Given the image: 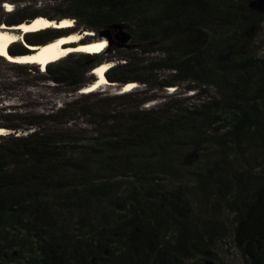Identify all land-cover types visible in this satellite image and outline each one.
Segmentation results:
<instances>
[{
	"label": "trees",
	"instance_id": "trees-1",
	"mask_svg": "<svg viewBox=\"0 0 264 264\" xmlns=\"http://www.w3.org/2000/svg\"><path fill=\"white\" fill-rule=\"evenodd\" d=\"M51 1L31 12L0 0V26L72 19L24 35L26 45L75 25L113 44L44 73L0 64L76 92L117 60L106 79L144 89L0 112V128L13 131L0 134V264H225L216 249L230 244L242 264H264V46L252 47L264 0ZM18 82L0 78V92ZM167 88L193 93L142 107L156 99L149 90Z\"/></svg>",
	"mask_w": 264,
	"mask_h": 264
},
{
	"label": "rangeland",
	"instance_id": "rangeland-1",
	"mask_svg": "<svg viewBox=\"0 0 264 264\" xmlns=\"http://www.w3.org/2000/svg\"><path fill=\"white\" fill-rule=\"evenodd\" d=\"M5 3H9L12 7L5 8V5L2 4L1 7L6 10L16 9L21 10L22 7H27L28 11L35 12H45L51 10L50 5L53 3L51 0H3ZM42 8V9H41ZM41 9V10H37ZM55 9H60L55 8ZM75 25V23H74ZM3 26H0L2 28ZM5 27V26H4ZM71 27V26H70ZM80 27L75 25V31L78 33ZM254 33V32H253ZM88 35V36H87ZM87 35H84L83 43L86 40H90L91 38H96L100 36H96L90 32H87ZM24 36L19 43L24 47L25 40ZM96 40V39H95ZM254 43L252 47L254 49L253 53L256 55L261 54V47L264 46V23L261 24L256 32V36L254 39ZM117 41V40H116ZM89 42V41H88ZM119 42V41H117ZM125 45H129V42H126ZM106 55L111 56L113 52L108 50L101 54V56L105 57ZM119 61L112 60L111 66L117 64ZM110 66V67H111ZM0 78L5 79H16L19 84L15 86L14 89L0 92V112L8 113V112H47L49 110L56 109L62 106L64 103L69 101L71 98L83 93L84 90H77L76 92H72V87L66 85H56L52 81H37L32 76L27 77L26 75L19 74L15 71L9 70L6 66L0 64ZM144 87L136 83V87L133 89L142 91ZM117 88L108 85H101L96 92L103 95H113L117 93H122L120 91H116ZM175 93H184V95H191L193 92L185 93L182 88L179 90H175L171 88L167 89H152L147 92L148 95H155L156 99L152 101H148L142 105V107H151L154 105H159L163 102L170 101L174 96H170V94ZM183 95V96H184ZM13 133V131H7L4 134ZM14 230H12L13 232ZM16 230L13 232L15 235ZM20 234H24V231H20ZM15 255V253H14ZM16 256V255H15ZM216 257L220 262L225 264H242V256L239 251L232 245H228L226 247H219L216 249ZM20 262V259H19ZM199 264V263H197Z\"/></svg>",
	"mask_w": 264,
	"mask_h": 264
},
{
	"label": "bare ground",
	"instance_id": "bare-ground-1",
	"mask_svg": "<svg viewBox=\"0 0 264 264\" xmlns=\"http://www.w3.org/2000/svg\"><path fill=\"white\" fill-rule=\"evenodd\" d=\"M8 8L12 6L9 3ZM72 19H62L59 22L49 19L44 16H38L31 22L20 23L11 27L0 28V57L11 63L17 64H34L44 65L54 62H58L71 53H85V54H97L102 53L107 48V41L105 39H98L95 41H89L86 43H80L84 35L87 32H71L70 34L60 36L55 40L42 44V45H24L26 49L32 51L29 55L24 56H11L8 53L10 46L16 42H20L22 37L31 32H37L48 27L65 28L72 27ZM88 36V35H87ZM72 43H78L76 46H72ZM111 62H104L94 68L91 73L95 76V80L88 87H84L83 93L93 92L97 90L101 85L105 84L111 86L105 77L106 71L110 68ZM136 87V83H128L123 87L120 92H128ZM174 88H171V90ZM8 130L0 128V134L6 133Z\"/></svg>",
	"mask_w": 264,
	"mask_h": 264
},
{
	"label": "water",
	"instance_id": "water-1",
	"mask_svg": "<svg viewBox=\"0 0 264 264\" xmlns=\"http://www.w3.org/2000/svg\"><path fill=\"white\" fill-rule=\"evenodd\" d=\"M83 32H84V31H83ZM99 36H100V39H105V40L107 41V44H108V45L111 44V37H110V33H109V32H101V33L99 34ZM126 40H127V38L123 35L122 38H121V43H120V45L122 44V42H125ZM80 43H81V42H80ZM77 44H78V43H72L71 45H72V46H76ZM28 45H37V44H28ZM8 53H9V55L16 57V56L29 55V54L32 53V51H29L28 49H26L25 52L13 54V53L9 52V50H8ZM96 67H97V66H96ZM108 82H109V81H108ZM109 83H110V85L113 86V87L117 86L116 83H111V82H109ZM126 84H128V83H126ZM126 84H123L122 86H120L119 88H117L116 91H122V90H123V87H124ZM89 85H90V84H89ZM89 85H88V86H89ZM88 86H86V87H88ZM83 89H85V88H83ZM83 89H82V90H83Z\"/></svg>",
	"mask_w": 264,
	"mask_h": 264
},
{
	"label": "flooded vegetation",
	"instance_id": "flooded-vegetation-1",
	"mask_svg": "<svg viewBox=\"0 0 264 264\" xmlns=\"http://www.w3.org/2000/svg\"><path fill=\"white\" fill-rule=\"evenodd\" d=\"M110 37H111V34H110ZM95 39L96 40H98L99 39V37H96V38H91L90 40H86V41H84L83 43H86V42H88V41H95ZM113 44V40H112V37H111V44L110 45H112ZM109 50V49H108ZM20 52V50H19V48H17V47H13L12 49H11V53H19Z\"/></svg>",
	"mask_w": 264,
	"mask_h": 264
},
{
	"label": "snow or ice",
	"instance_id": "snow-or-ice-1",
	"mask_svg": "<svg viewBox=\"0 0 264 264\" xmlns=\"http://www.w3.org/2000/svg\"><path fill=\"white\" fill-rule=\"evenodd\" d=\"M8 7V5H5V8H7Z\"/></svg>",
	"mask_w": 264,
	"mask_h": 264
},
{
	"label": "clouds",
	"instance_id": "clouds-1",
	"mask_svg": "<svg viewBox=\"0 0 264 264\" xmlns=\"http://www.w3.org/2000/svg\"><path fill=\"white\" fill-rule=\"evenodd\" d=\"M46 67H47V65H46ZM44 73V72H43Z\"/></svg>",
	"mask_w": 264,
	"mask_h": 264
}]
</instances>
